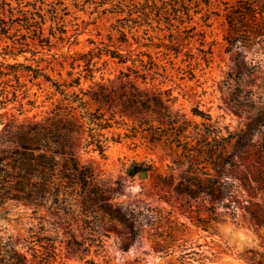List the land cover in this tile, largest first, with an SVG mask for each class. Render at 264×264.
Instances as JSON below:
<instances>
[{"label": "rangeland", "instance_id": "1", "mask_svg": "<svg viewBox=\"0 0 264 264\" xmlns=\"http://www.w3.org/2000/svg\"><path fill=\"white\" fill-rule=\"evenodd\" d=\"M236 2L211 0L201 5V12H192L191 23L181 24L170 22L161 5L144 8L145 0H0L3 19H23V13L30 18L0 34V132L15 121L59 117V84L67 89L64 85L81 75L85 88L119 84L122 72L151 89L173 88L179 97L176 109L191 115L193 107H200L212 123L232 131L246 128L258 113L249 107L248 91L254 92L257 105L264 104V43L229 48L227 6ZM191 26L196 30L187 33ZM111 51L121 57H112ZM89 61L98 67L93 81L83 77ZM132 69L147 74V80L136 78ZM132 127L131 121L114 126L109 135L119 134V142L105 154L81 149L79 158L99 175L109 203L121 204L134 222L137 239L123 223L106 219L100 249L79 213L45 207L35 212L15 200L0 206V239L12 241L28 264H39L32 248L44 252L40 243L34 245L36 235L52 238L57 247L56 258L46 264H87L89 259L97 264H248L252 256L260 264L264 227L244 208L232 215L217 206L212 213L210 201H186L160 184L158 177L171 173L167 151ZM253 140L256 157L264 143V124ZM238 198L247 204L245 191ZM131 209L144 215L133 216ZM210 214L217 221L205 229L199 217ZM68 241L81 244L77 255H69Z\"/></svg>", "mask_w": 264, "mask_h": 264}, {"label": "trees", "instance_id": "2", "mask_svg": "<svg viewBox=\"0 0 264 264\" xmlns=\"http://www.w3.org/2000/svg\"><path fill=\"white\" fill-rule=\"evenodd\" d=\"M211 0H145L144 8L161 5L168 20L181 24L191 23L201 5ZM228 33L225 40L229 48L238 44L248 47L264 43V2L237 0L227 6ZM194 11V14L192 13ZM6 20L0 14V34L7 33L11 24L27 22L30 18ZM209 16L204 18L208 22ZM33 26V24H30ZM39 28V27H38ZM196 26L185 29L187 33ZM207 53L206 51H204ZM112 57H121L111 51ZM94 57V56H93ZM97 63L89 61L83 70L86 80L93 81ZM136 78L147 80V74L132 69ZM119 84H94L85 88L82 75L65 84H59L63 99L59 102V117L39 122H12L0 132V206L8 200L30 206L35 212L41 207L56 213L81 215L84 227L95 233L93 241L104 249L103 224L106 219L123 223L131 237L137 239V228L121 204L111 205L102 187V180L92 166L79 158L81 149L92 148L105 154L111 143L121 136L109 130L131 121L132 131L143 134L153 145L165 148L170 158L168 175L158 181L169 187L186 201H210L207 208L215 213L221 206L232 215L237 207L244 208L252 220L264 227V143L255 157L253 135L264 124V104L257 105L254 92L249 90V107L258 110L253 123L239 131L212 123V118L200 107H193L191 115L176 109L179 97L174 89L148 88L131 79V73H121ZM75 88L68 92V89ZM198 118L200 120H198ZM247 194L242 205L238 193ZM233 202L235 204L233 205ZM130 208V207H128ZM132 215H144L131 209ZM205 229L213 226L216 217H199ZM44 252L35 251L39 264L56 258L57 247L50 237H40ZM45 244H42L44 242ZM67 251L75 256L81 244L68 241ZM256 256L247 260L256 264ZM87 264H97L89 259ZM0 264H28V257L12 241L0 239ZM260 264H264V256Z\"/></svg>", "mask_w": 264, "mask_h": 264}]
</instances>
